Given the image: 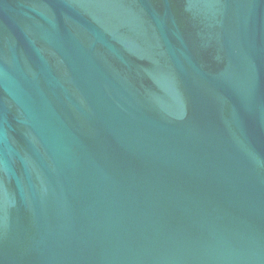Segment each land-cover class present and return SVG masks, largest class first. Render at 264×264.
Segmentation results:
<instances>
[{
	"label": "water",
	"instance_id": "water-1",
	"mask_svg": "<svg viewBox=\"0 0 264 264\" xmlns=\"http://www.w3.org/2000/svg\"><path fill=\"white\" fill-rule=\"evenodd\" d=\"M0 264H264V0H0Z\"/></svg>",
	"mask_w": 264,
	"mask_h": 264
}]
</instances>
